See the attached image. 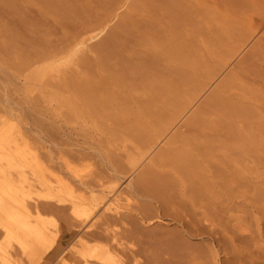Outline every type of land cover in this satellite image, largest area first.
Instances as JSON below:
<instances>
[{
  "label": "bare ground",
  "instance_id": "1",
  "mask_svg": "<svg viewBox=\"0 0 264 264\" xmlns=\"http://www.w3.org/2000/svg\"><path fill=\"white\" fill-rule=\"evenodd\" d=\"M118 1L0 0V57L5 64L20 72L40 60L63 52L72 41L79 38L74 43L77 47L78 43H84V36H80L86 29L103 27L109 21ZM206 2L132 0L115 26L102 39L92 44L93 47L84 50L86 54L92 51L90 53L95 56L82 54L81 65L84 70L80 69L84 72L80 71L81 75L71 71L73 74L63 75L55 80L51 75L46 76L43 69L39 72L35 69L31 73L34 70L32 67L28 69V73L30 76H37L38 80L44 79L48 88V85L53 87L57 81L56 88L61 83L59 88H65L63 85H66V88L74 89L73 92L79 94L77 100H80H75V104H78L74 109L79 106V114L87 113L92 119L95 117L90 116L93 112L105 120H111L114 125L112 127L119 129H116L119 134L123 133V136L120 135L123 138H118L130 141L132 145H129L134 153V150H139L135 155L139 159L156 137L164 133L186 109L195 94L214 76L217 68L234 53L236 44L251 34L254 27L244 23L246 13L254 15L258 23L264 21V0H218L216 3L213 0L214 4L211 0H208L209 4ZM210 2L216 5L210 6ZM30 76L29 79L32 78ZM40 93L42 92L38 95ZM69 95L73 97L72 94ZM180 128L182 129L178 128L166 145L139 171L134 182H129L124 190H119L112 198L110 195L115 192V183L102 182L101 172L99 175H90L89 178L74 174L75 178L70 180L56 178L60 183L53 184L46 177L44 179L42 174L37 173L43 178L39 179V175L36 178V173L33 174L36 167L32 166L35 171L31 169L30 176L33 175L37 180H31L36 186H42L41 190L38 188L40 192L35 191L38 195L36 194V199L32 198L33 202L20 197V191L16 190V193V188H13L20 186V182L22 186L23 179L19 183H12L14 190L7 192L9 196L12 194L10 201H6L8 198L5 195L0 196V217L3 218H0V234H3V239H17L22 252L30 237L42 242V247L48 243V249L44 245L43 251H48L44 252L43 258H54L57 264H208L207 258L210 255L206 257V246L188 241L186 232L193 236L211 230L235 233L243 228L241 207L248 202L258 206L260 216L264 217V38L245 54L235 69L226 74ZM15 140L13 141L16 142ZM6 148L4 152L9 151ZM8 151L5 154L12 159ZM0 152L4 154L1 149ZM3 156L0 157V162H7V157ZM64 158L65 156L62 158L64 163L71 161ZM108 160L106 162H114V159ZM5 162H2L3 165L7 164ZM114 163L117 167V161ZM115 167L109 166L118 178L119 169ZM4 169L6 172L0 170V182H3L4 187L5 182L10 187L9 178L14 176V180H20L23 173L26 175L23 171L18 175L22 169H18V174L15 172L17 170L10 169L16 176L11 173L9 177L7 168ZM40 169L42 172L43 168ZM40 169L37 168L39 172ZM48 169L44 168L50 174L52 172L51 176L54 175L55 171ZM32 181L28 178L29 183ZM26 184L23 183L24 186ZM2 185L0 184V188L6 189ZM33 186L35 185L31 187ZM23 190L25 189L22 192ZM26 192L29 193L27 190ZM65 193L68 196L65 197ZM129 193L147 197L154 202L155 207L146 202L139 203L134 213L119 212L118 208L121 206L112 202H117L120 199L118 196L130 195ZM240 196L245 199L242 200V205L236 201ZM55 201L61 202L60 205ZM57 206L56 211L61 210L63 216L61 221L65 220L64 224L61 223V228L50 232L52 229L49 227L50 230L47 231L42 219L43 223L39 226L29 223L31 212L38 217L42 211H52ZM155 208L161 215L177 221L180 228H141L138 218H149ZM96 209H102L100 217L96 216L99 222L95 216L94 221L90 218L89 222L88 217ZM122 219L132 223V227L124 229V234L110 228L112 223H120ZM64 237H67L64 242L72 238L62 246ZM129 239L132 241L127 244ZM6 241L3 245L0 244V264H20L21 260L16 262L19 252L12 250L14 247H7L11 243ZM4 244L7 246L4 247Z\"/></svg>",
  "mask_w": 264,
  "mask_h": 264
},
{
  "label": "rangeland",
  "instance_id": "2",
  "mask_svg": "<svg viewBox=\"0 0 264 264\" xmlns=\"http://www.w3.org/2000/svg\"><path fill=\"white\" fill-rule=\"evenodd\" d=\"M131 1L132 0H119L117 7H115V9L113 10V12L110 16L109 21L103 27L97 26V27H93L92 29L88 28V29H86L87 31L85 30V32H83L81 34L82 36H80V37H83V36L85 37V38L83 37L84 43L80 42V43H78L79 45L77 44L78 46L75 47L74 43L78 42V40H79V38H77L76 40L72 41L70 46H68V48H66L63 52H61V53H59L53 57L46 58V59H43V60H40V61L34 63L32 66H30V67L34 68V70H32L30 72L34 73L33 71H35V69H38V72H39L40 70L43 69L45 71V73H47L46 76L47 75H49V77L52 76V79H55V80H56V78H59L63 75L73 74L72 73L73 71L75 73H77L78 75H81L84 72V71H81V69L84 70L83 69L84 66L81 65L82 64L81 59L83 58V57L81 58V56H84L82 54H85V55H87V54L92 55L93 54L92 56H95L94 53H90L92 51H89L86 54V52L84 50H86L87 48L93 47L92 44H95L96 42L99 41V39H102V37H104L115 26V24L117 23V21L120 18L121 13H123L124 11H126L128 9ZM204 1L206 2V0H204ZM212 1L213 0H211V2ZM216 1H218V0H214L215 3H216ZM211 2H210V6H212L214 4L213 2H212L213 4ZM206 3L209 4L208 0ZM215 5H213V6H215ZM33 10L35 11V9H33ZM243 20H244V23H246L247 25H251L254 27L252 29L251 34L248 36V38H246L245 40H242L236 44V48H235L234 53L226 59L224 64L220 65L217 68V71L214 74V76L205 84V86L197 94H195V96L188 103V106L186 107V109L172 122V124H170V126L168 127V129L164 133H162L161 135L156 137L155 141L152 142V144L150 145V147L148 149H146V153L139 159L135 157V155H137L139 150L138 151L134 150L135 151V153H134L133 149H131L132 146H130V145H132L131 142L128 140L127 141L125 140L126 142H128L126 145V142L124 140L120 139V138H123L120 136V135L123 136V133L119 134L120 132L117 131L119 129L113 128L114 125H113L111 120H108V119L105 120L104 118H102V117H100V116H98L92 112V114H90V116L91 115L93 117L95 116L93 118L94 119L93 120L91 117H89V114L87 116V113H85L84 115H83V112H82V114L81 113L79 114V112H80L79 106H78V109L76 107L77 110L74 109L75 105L78 104V103L75 104V102L79 100V99L77 100V98H79V94H76L75 92H73V91H75L74 89H72V88L69 89V87L66 88V85H63V84L62 85L65 86V88L64 87H63L64 89L62 87L59 88L58 85L61 83H58V85H57L58 90H57V88H56L57 81H56V83L54 82L53 87L48 85L49 86V88H48L45 86L46 82H44V79L43 80L41 79L44 82V85H43V83L41 82L40 79L39 80L36 79L37 76L35 77V75L33 76V74H31V76L29 75L30 73H28V69H31L30 67H27L26 70H25V68L21 69V71L19 72L18 69L14 70V68L12 66L5 64L4 60L2 61V57H0V131H2V133H3L2 134L0 132L1 139H2V140L0 139V142H1L0 146L3 147V149L1 147H0V149H1V151L4 152V148H6V146L8 145L7 146L8 148H6V149H9V151L8 150L7 151L10 155H12V159H10L11 156L9 158V155L7 156L5 154V153H7V151L4 152V154H0V155L1 156L4 155L3 157H7L8 161H9V159H10V161L13 160L12 162H10V161L5 162V160H3L2 161L3 163L4 162L7 163L6 165L4 164L5 167H3L4 166L3 163L0 162V164L2 163L0 165V170L4 171V170H6L4 168H7V172L9 174L8 175L9 177L11 176L10 175L11 173H12V176L13 175L16 176V174H18V171H19L18 169H22V170H20V173L18 174L19 176H20V174H22L21 171L26 172V175H25V173H23V178H22V176H21V178L19 176H17V178L19 177L20 180L19 179L14 180V179H16V177H14V176L11 177L12 179L9 178L10 181L8 179V181H9L8 186L10 185L11 188L7 187V182H5L6 187H4L3 186L4 184L2 185L3 182L1 181L2 183L0 182V184L3 186V188H6V189L2 190V188H0V190H1L0 196L3 197L5 195V198L6 199L8 198V200H6V201H10L12 199L11 198L12 194H10V196H11L10 197L9 193H7V192L13 191L14 190L13 188H16L15 191L19 190L20 193L22 194V195L19 194L20 197L21 196H22V198L25 197L27 199V201L30 200V202L31 201L33 202L32 198L34 197L33 199H36V197L38 195L37 192H35V191L40 192V190H41L40 188H42V186L39 185L40 184L39 182H38L39 184H37V185H39L40 187L36 186V184H35V182H36L35 180H37L36 176H38L39 174H42L44 179L47 178V180L48 179L51 180L50 182H52L53 184H58L60 182L56 178H61L60 180H64V181L74 179L75 176H77V177L80 176L81 178L82 177L83 178H86V177L89 178L90 175L94 176V174L96 175V173L99 175V172H101L100 173L101 179L103 178V180H104V181L101 180L102 182L107 181L105 183H112V182L115 183V186H114L115 192L113 195H110V198L114 197L115 193H118L119 190H124L128 186L129 182H134L139 171L141 169H143L144 166H146V163H148L151 160L152 156L157 154L166 145L168 139L175 132L178 131V128H179V130L183 128V127L180 128V126L185 122L186 118L188 116H190V114L193 111H195L197 109V107L200 106V104L205 99V97H207L213 91V89L221 82V80L226 76V74L231 72V70L235 69L238 66L239 62L242 60V58L245 56V54L248 53L256 45V43L258 41H260V39L264 38V21L258 23L256 21L255 16L250 14V13H246ZM72 47H75V49H72ZM83 52H85V53H83ZM51 62H53V63L51 64ZM78 68L79 69L81 68V69L78 70ZM73 69L78 70V71H75ZM80 71L82 72L81 74H80ZM26 74H28V75H26ZM25 75H26V77H25ZM28 76L32 77L33 79L32 78L29 79ZM27 78H28V80H27ZM59 86H61V85H59ZM66 89L67 90L69 89V90L67 91ZM39 92H42V93H40V95H38ZM46 93H47V95H46ZM57 93H58V95H57ZM74 93L76 94V96L74 95ZM42 94H44V95H42ZM66 94L68 96H66ZM69 94H72L74 98ZM69 96H70V98H69ZM6 98H7V100H6ZM67 98H69V99H67ZM73 99H74V101H73ZM35 101H37V102L35 103ZM17 102H19V103H17ZM32 104H33V106H32ZM9 108H11V111L9 110ZM7 110L10 111L11 114ZM24 111H26V113ZM6 114H7V116H6ZM19 116H20V119H18ZM84 116H87V118ZM4 117H5V120L3 121ZM97 117L100 119H98ZM101 118L104 120H102ZM63 119H64V121H62ZM66 119H67V121H66ZM97 119H98V122L96 124L95 121ZM23 120H24V122H22ZM19 121H21V122L19 123ZM25 121H26V123H25ZM33 121H35V122L37 121V122L35 123ZM99 121H100V123H99ZM102 122H103V125H102ZM51 123H52V125H50ZM107 123L109 125H107ZM35 124H36V126H35ZM53 124L55 126H53ZM23 129L26 132H24ZM21 131L23 132L22 134H21ZM117 133H118V136H117ZM2 135H4V136H2ZM2 137L5 139V142H3L4 139ZM111 137L113 138V140ZM118 137H120V138H118ZM115 138H117V140ZM6 139H7V141H6ZM104 139H106V140H104ZM11 140H12V145H11ZM13 140H15L16 142H14ZM119 140H120V142L121 141L122 142L121 143L118 142ZM105 141L107 142V144ZM25 142H27V143H25ZM5 143H7V144L5 146H3L2 144H5ZM8 143H10V144H8ZM16 144H17V147H18V145H19V147H21L22 151L20 150L19 147L18 148L16 147ZM53 144H54L55 148L52 147ZM91 145L93 147L90 148L89 146H91ZM96 145L98 147H96ZM9 146H11V148L14 146L15 147L11 149V148H9ZM32 146H34V147H32ZM57 146L59 149L57 148ZM114 147H116V148H114ZM140 148H141L140 150H142V147H140ZM17 149H19V150H17ZM14 150H16V152ZM124 150H125V152H124ZM60 151L62 153L61 156L59 155V154H61ZM77 151H79L80 155L81 154L82 155L80 156L79 152H77ZM18 153L20 154V156H18L19 155ZM87 153H89V154H87ZM83 154H85V155H83ZM86 155H88V156H86ZM111 155H113L114 157ZM63 156H65L66 160L69 159V161L70 160L71 161L70 162L65 161L66 163L68 162V164L64 163V161L62 159ZM110 156L112 157V159L110 158ZM36 157H37V159H36ZM48 157H51L52 159H50ZM65 158H64V160H65ZM108 158H110V159L108 160ZM15 159H17V160H15ZM107 160L108 161L113 160L114 162L117 161L116 166L117 165L118 166L115 167L114 162L113 163L106 162ZM72 161H74V162L72 163ZM20 163H21V165H20ZM106 163L108 166L106 165ZM121 163H122V165H121ZM57 164H58V167H57ZM7 165H9V166H7ZM39 165L41 167H39ZM110 165L114 166L116 169H119V170H117L118 171V178H116V176L110 170V168H109ZM32 166H34V168L36 167L35 168L36 172H34V173H33V170L35 171V169ZM59 166H61V167H59ZM66 167L69 169L67 170ZM37 168L38 169L43 168L42 172H41V169L39 172V170H37ZM44 168H47V169L50 168V171H51V169L53 172L55 171L54 175L51 176L52 172L50 174V172L44 170ZM10 169H12L13 171L17 170V171H15L16 174H13V171ZM31 169H33L32 170L33 174L36 173L34 175L36 177L35 179L33 178V175L30 176ZM57 169L59 171H57ZM60 169H62V170H60ZM43 170H44V173H43ZM107 170L110 171L111 173H108ZM62 171L64 174L62 173ZM65 171H67L68 174ZM71 171H74V173ZM4 172H6V171H4ZM75 172H77V173H75ZM37 173H39V174H37ZM59 173H61V176ZM43 174H45V176ZM102 174H103V176H102ZM25 176H26L25 179L27 181L24 179ZM39 176H41V175H39ZM42 176L39 177V179L43 178ZM53 176H54V179L52 178ZM28 178L30 181H32L34 179L33 181H35V182L32 181L29 183ZM107 178H110V179H107ZM21 180H22V186H24L23 183L24 184L27 183L28 186L26 184L24 186L25 188L22 187L21 182H20ZM18 181L20 182V186L19 185H17V187L13 186L12 183L15 184ZM29 184H32V185L34 184L35 186L31 187L32 185L29 186ZM12 186H13V188H12ZM18 186L20 189L18 188ZM36 187H37V189H35ZM32 188L35 190H33ZM22 189H25V190H23V192H22ZM26 190L29 191V193L26 192ZM30 190H33V191L31 192ZM15 191H14V193H15ZM16 193H17V191H16ZM2 194H3V196H2ZM129 194L130 195L122 194L121 196H124V198L121 196H118V198H120V199L117 202H116V200L114 202H112L119 207L121 206L120 208H118V209H120L119 212H121V213H126V212L134 213L135 212L134 210H136L135 207H138V205H140L141 203L150 202L152 205L154 204V202L149 200L147 197L145 198L144 196L139 195V194L138 195L137 194L133 195V193H129ZM66 195L67 194L65 193L64 196L66 197ZM242 200H245V199L241 196L239 197V199L238 198L236 199L237 202H239V203L241 202L240 203L241 205L244 203V201H242ZM133 201L137 202V204ZM8 203H10V202H8ZM54 203H57V202L55 201ZM60 203L58 202L57 205L58 204L60 205ZM155 205H157V204L155 203ZM247 207H249V209ZM257 207L258 206H256L253 203H250V202H248L246 206H245V204L242 205L241 214H243L242 216L244 217L243 218L244 224L242 226L243 228H241L240 230H238L237 232L232 233V234H231V232H225L224 233L222 231L221 232L220 231L215 232L214 230H211L205 234L193 236V235H189L185 231L184 228H181V229L184 232H186L188 241H190L191 243L196 244V245L199 243L198 245L202 244L201 246H206L205 248L208 249V252L206 251V253H207L206 257H208L210 255L207 258L208 264H264V223H262V222H264V217L260 216ZM56 209H58V206H57V208H55L52 211L49 209L44 210L45 212L42 211L40 213V216H38L39 219L35 215L34 212H31L32 216L30 215L29 216L30 218L28 217V219H30V221H31V222L29 221V223L31 225H34V226H39V225H42V223L44 222L43 225H46L45 227L48 229L47 231L50 230L49 227L52 229V230H50V232L55 230V229L61 228L60 227L61 223L64 224L65 220L62 218L64 223L61 221V216H62L61 210H59V211L57 210L58 211L57 212ZM96 210L93 213H91L90 216L88 217L89 222H91L90 218H92L94 221V216H95V219H97V217L98 218L100 217L99 215L101 214L100 212L102 209H98L97 211ZM154 210H156L157 212L155 211L156 212L155 213ZM154 210L152 211L153 213L152 212L150 213L149 218H144V219L138 218V223L140 222L139 225L141 226V228H142V226L144 229H146V228L150 229V228H154V227L156 228V227H160V226H163V227L168 228V229L169 228L170 229L180 228V225L177 223V221L170 219V217L167 215H161L160 212L156 208ZM108 211L110 212L111 210H108ZM246 211H247V213H246ZM69 212H70V210H69ZM33 215L36 216V218ZM0 218H2V217H0ZM33 218H35L34 221H33ZM9 219H10V217H9ZM37 219H38V222H37ZM41 219L43 222L41 221ZM97 221L99 222V219H97ZM97 221H95V223ZM37 223H40V224H37ZM56 224H57V226H56ZM131 224L132 223L127 221V219H125V221H123V219H122L120 223H119V221L112 223L110 225L111 226L110 228L113 230L115 228L114 231L122 232L124 234V229H126L128 227L129 228L132 227ZM151 224H152V226H151ZM2 235L3 234H0V244L1 245H3L2 243H4L6 241L5 240L6 238L3 239L4 236H2ZM214 235H215V237H214ZM66 238L67 237L63 238L62 246H64L65 243L68 240H70L72 237H70L68 240H66V242H64ZM2 239H3V241H2ZM10 240H12V241L10 242ZM10 240H7L6 242L9 241V243H11V244L8 246L4 244V247L7 246L11 249H12V247H14L12 250L19 252V254L16 255V262H19L21 260L19 262L20 264H24V263L25 264H57V263H55L54 258L49 259V260L46 258H43L44 257L43 254L45 255L44 252L48 251L47 250L48 249V245H47L48 243L44 244V242H43V244L45 246L47 245L46 251H43L45 249V246L43 245V247H42V245H41L42 242L39 243L35 240L34 237H30V239L28 238V240H27V245H26V249H25L26 252L24 251L25 252L24 253L21 251L22 250L21 244L18 243L17 239H14V240L10 239ZM229 240H231L232 243ZM131 241H132V239L131 240L129 239L126 242H127V244H130ZM133 241L135 242V240H133ZM216 241H219V242H216ZM9 243H7V244H9ZM137 243H138V240H137ZM207 244H209V245H207ZM235 244H237V245H235ZM234 248H236V250H238V251L237 252H236V250L234 251ZM21 253H22V255H21ZM41 257L43 259H41ZM18 258H19V260H18Z\"/></svg>",
  "mask_w": 264,
  "mask_h": 264
}]
</instances>
